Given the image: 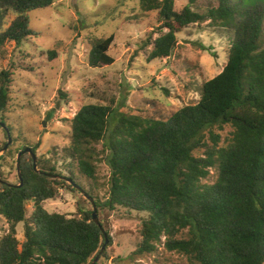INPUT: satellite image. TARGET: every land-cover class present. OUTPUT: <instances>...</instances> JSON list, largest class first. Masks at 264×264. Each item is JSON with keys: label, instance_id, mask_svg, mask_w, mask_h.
I'll use <instances>...</instances> for the list:
<instances>
[{"label": "trees", "instance_id": "obj_1", "mask_svg": "<svg viewBox=\"0 0 264 264\" xmlns=\"http://www.w3.org/2000/svg\"><path fill=\"white\" fill-rule=\"evenodd\" d=\"M176 1L139 0L142 11H157L160 24L158 36L148 37L153 48L147 62L170 57L177 33L207 22L233 33L222 70L202 83L197 102L167 118L116 115L107 104L80 107L71 120L66 157L97 183L95 146L101 142L100 161L110 170L103 202L77 183L72 172L63 179L45 160L38 161L40 172H36L31 155L23 154L22 185L15 186L19 181L9 186L0 178V215L8 224L0 238V264H90L105 241L101 228L107 245L111 244L106 226L94 222L89 200L92 208L78 206V216L45 209L44 202L55 199L64 188L84 190L97 209L119 206L147 212L137 254H152L163 245L167 251L185 255L188 264H264V0H214L206 6L200 0H186L181 9L175 7ZM53 2L0 0V52L6 42L18 45L37 35L29 26L28 13ZM10 11L16 17L5 28ZM113 40L111 34L93 41L90 66L114 63L108 53ZM47 53L52 59L56 51ZM10 76L7 69L0 70V127L4 125L5 132L9 126L2 113ZM223 125L233 131L228 144L219 146V136L212 129ZM205 131L214 144L204 140ZM2 147L0 143V152ZM23 148L36 152L34 147ZM199 148L204 149L202 156L194 154ZM215 166V181L202 183ZM28 202L32 213L26 217ZM21 221L25 225L19 241L16 226Z\"/></svg>", "mask_w": 264, "mask_h": 264}, {"label": "rangeland", "instance_id": "obj_2", "mask_svg": "<svg viewBox=\"0 0 264 264\" xmlns=\"http://www.w3.org/2000/svg\"><path fill=\"white\" fill-rule=\"evenodd\" d=\"M214 0H200L201 5ZM186 0H177L181 9ZM29 26L37 33L15 44L6 42L0 52V70L11 73L8 103L2 113L0 127V178L10 184L19 182L17 155L23 147L36 148L38 161H48L57 175H72L86 191L103 202L108 196L110 170L100 161L102 144L96 148L97 183L83 176L75 162L66 157L70 146L71 120L81 106L107 104L120 113L145 117L167 118L178 108L194 104L201 93V85L217 75L225 65L233 33L224 28H212L207 22L191 25L176 34L177 45L168 58L147 62L159 31L157 11H142L139 0H54L46 8L28 13ZM16 14L10 11L4 21L6 28ZM114 36L108 53L112 65L92 67L88 54L93 41ZM264 45V26L261 37ZM55 50L54 58L48 51ZM114 118L112 119V125ZM45 124V125H44ZM218 145L226 146L233 128L214 127ZM7 134V135H6ZM9 136V137H8ZM208 144H214L205 131ZM2 147V148H3ZM204 149L194 151L202 156ZM38 167V166H37ZM217 167L202 183L211 184ZM85 199V200H83ZM78 206L91 207L79 191L59 189L55 199H48L44 207L49 212L78 216ZM99 220L108 230L112 242L105 256L95 264H188L185 255L167 251L163 245L152 254H137L141 240L140 228L147 212L130 211L117 206L114 210L97 209ZM32 213V203L26 204V217ZM25 222L16 226V237L23 240ZM8 231V224L0 215V238Z\"/></svg>", "mask_w": 264, "mask_h": 264}, {"label": "water", "instance_id": "obj_3", "mask_svg": "<svg viewBox=\"0 0 264 264\" xmlns=\"http://www.w3.org/2000/svg\"><path fill=\"white\" fill-rule=\"evenodd\" d=\"M44 125H45V124H44ZM2 127H5V126L2 125ZM6 130H7V129H6ZM8 137H9V136H8ZM8 145H9V144H8ZM8 145H7V143H6V144L4 145V147L2 148L1 151L5 150V149L7 148ZM25 153H29V154L31 155V157H32V159H33V167H34L35 171H36V172H40V170L37 168V156H36V154L33 153V152L31 151L30 148H26V149H23V150L19 151V152H18V155H17L16 167H17V176H18V179H19L20 183L17 184V185H15V186H21V185H22L21 172H20V159H21V156H22L23 154H25ZM50 176H53V175H50ZM1 181L4 182V183H7V182H5V181H3V180H1ZM7 184H8L9 186H12V184H10V183H7ZM81 191H82L81 193L83 194V196H84L85 198H87V199L89 200V202L92 204V207H93L92 217H93L94 222H95L97 225L101 226V223H100V221H99V219H98V215H97V207H96V204H95L94 199H93L89 194H87L84 190H81ZM101 229H102V231H103V236H104L105 241H104V244L102 245V247H101L99 253H98V254L96 255V257L91 261L90 264H95V263L99 260L100 256L102 255V252L104 251V249H105V247H106V245H107V243H108L107 234H106V232H105V230H104L103 228H101Z\"/></svg>", "mask_w": 264, "mask_h": 264}]
</instances>
